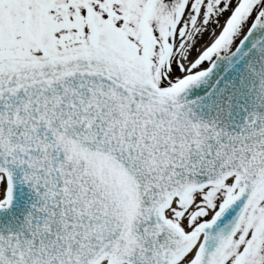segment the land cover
<instances>
[{
  "label": "snow or ice",
  "instance_id": "1",
  "mask_svg": "<svg viewBox=\"0 0 264 264\" xmlns=\"http://www.w3.org/2000/svg\"><path fill=\"white\" fill-rule=\"evenodd\" d=\"M0 264H264V0H0Z\"/></svg>",
  "mask_w": 264,
  "mask_h": 264
}]
</instances>
